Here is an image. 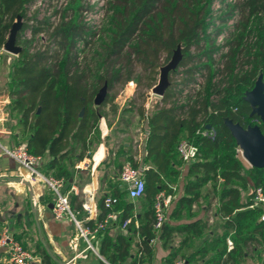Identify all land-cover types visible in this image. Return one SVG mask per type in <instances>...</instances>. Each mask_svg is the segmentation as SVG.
Instances as JSON below:
<instances>
[{"label":"trees","instance_id":"trees-1","mask_svg":"<svg viewBox=\"0 0 264 264\" xmlns=\"http://www.w3.org/2000/svg\"><path fill=\"white\" fill-rule=\"evenodd\" d=\"M213 1L108 0L103 7L106 28L93 55L95 62L88 63L78 52V44L92 47L97 33L83 21L85 0H68L64 8L54 11V22L40 20L36 14L28 16L33 0H0V59L12 25L18 18L22 22L16 39L21 51L9 72L11 132L25 136L27 152L42 158L45 176L64 182L73 179L78 163L91 158L99 142L101 111L111 106L117 113L115 95L94 104L99 90L132 82L151 90L160 68L180 50L181 59L169 74V86L160 101L147 117L144 106L137 112L149 129L142 161L150 167L142 173L144 206L135 215L136 200L128 198L124 186L114 184L110 197L118 203L113 208L115 219L107 220V226L116 223L121 231L114 240L107 230L97 236L101 239L98 253L109 264H153L151 241L169 250L162 264H174L177 259L186 264H238L248 248L264 246V222L260 221L264 206L249 208L251 191L259 188L264 195V168L243 166L236 141L224 124L230 120L244 129L258 126L264 134L259 116L252 114L244 99L259 76L264 85V0H241L228 6L217 25L212 21ZM236 10L239 18L234 33L220 46L217 41L224 37ZM253 27L257 37L248 44ZM27 31L30 39L24 38ZM198 81L199 90L190 88ZM207 125L215 132L213 141L199 133ZM181 140L197 149V159L191 164L177 154ZM127 161L140 166L131 157ZM123 164L116 163L119 172ZM161 192L175 201L165 212V220L171 222H164L155 233L153 204ZM243 192L249 193L246 200ZM103 200L96 221L85 227L93 228L106 219L109 211ZM213 200L222 221L221 233L204 241L207 220L198 218L193 207L204 202L208 210ZM182 221L186 222L179 224ZM180 235L178 245L173 246ZM227 239L232 242L230 251ZM198 240L201 245L193 251ZM45 255L43 264H50Z\"/></svg>","mask_w":264,"mask_h":264},{"label":"crops","instance_id":"crops-1","mask_svg":"<svg viewBox=\"0 0 264 264\" xmlns=\"http://www.w3.org/2000/svg\"><path fill=\"white\" fill-rule=\"evenodd\" d=\"M3 51H1L0 59V230L7 227L13 237L15 239L18 238L17 240L35 257L32 264H43V254H46L45 256H47L50 264H109L98 253L100 237L90 238L93 249L87 247L83 238L76 239V229L72 222L53 219L50 208V205L53 204L51 192L42 184L29 182L28 171L2 152V148H12L19 142L25 141V136H21L17 132L12 134L11 132L14 121L10 119L8 114L9 72L11 70V62L16 56H11V54H6L7 52ZM129 85L126 88L132 87V84ZM148 111L145 112L147 116L150 113ZM124 129L123 126L118 128V131L121 132L118 134L119 137L126 135L127 132ZM145 130L142 154L139 151L137 157L132 156V153H129L131 151L130 147L126 143L123 144L124 146L120 151V155L126 160L131 157L135 163L139 164L138 168L142 171L150 168L148 164L142 162L146 157V141L149 134L146 121ZM99 131V142L95 145L91 158L78 163L73 179L69 182H64L63 186V192L69 196L72 210L78 212L77 218L83 222L84 226L90 221H96L99 215V201L112 194L114 184L119 183V186L123 187L119 181V169L115 164L116 160L114 157L110 159L112 155L115 156L108 141L113 131V126L107 125L106 120L102 118L99 122ZM40 170H42V166ZM85 171L87 172V177L84 180L80 179V174ZM86 192H89V200L92 204L91 213L82 208ZM180 193L181 185L175 196L178 197ZM174 201L175 198L172 197L171 202L173 204ZM136 204L138 206L135 208V215L142 212V207L144 206L143 197L136 200ZM172 205L169 206L170 209H172ZM193 208L196 211V208ZM216 209L217 203L213 200L208 210L205 207L202 208L203 216H198V218L207 220V228L216 218L219 219L220 224L222 222L217 215ZM185 222L182 221L179 224ZM106 230V234L112 240L121 231L116 223L113 224V227L107 226L104 232ZM216 231L217 234H220L221 227ZM214 233L209 231L208 237L216 235ZM208 237L206 236L204 241ZM74 239L76 241L73 242ZM151 242L155 245V261L153 264H162V260L168 255L169 250L163 249L159 241ZM178 243H173V246H177ZM196 249L194 248L193 251H196ZM0 264H9L6 254L2 250H0Z\"/></svg>","mask_w":264,"mask_h":264},{"label":"built area","instance_id":"built-area-1","mask_svg":"<svg viewBox=\"0 0 264 264\" xmlns=\"http://www.w3.org/2000/svg\"><path fill=\"white\" fill-rule=\"evenodd\" d=\"M94 1L95 0H85L87 5L90 3H95ZM107 1L108 0H105L104 2V0H101V4H103L100 7L102 8V12L104 4ZM67 2L68 0H33V3L28 7V16L31 17L32 15L36 14L37 18L40 20L46 18L51 22H54L55 20H57V16L54 15V11L64 8ZM215 5L216 2L214 0L211 5V11L215 7ZM91 15L92 12L88 10L83 13V21L89 27L91 24L89 16ZM99 15H101L100 17L103 18V15L101 13H99ZM32 22L33 21H30L29 25H32ZM95 29L96 26H94L93 30ZM26 33L30 34V31H27ZM39 37H41L40 39H44L42 35ZM199 84H201L200 81H198V84L193 85L190 88L199 90ZM183 95L185 96L186 92H184ZM145 117H147V114H145ZM199 133L202 137L209 141H213L215 138V132L211 128L209 130L204 129ZM2 152L4 155L15 161L20 167L28 171L29 182H37L39 184H42L47 190L52 193L53 204L51 212L53 219L57 221L68 220L72 222L74 228L76 229V239L83 238L87 244V247L89 249H93L90 243V238H96L98 234L105 231L107 227V220L112 221L115 219L113 208L117 205L118 199L110 196L105 197L103 200V205L104 208L109 211L106 219L93 228L85 227L83 225V222L77 218L78 212H74L71 209L69 196L67 195V193L63 192L64 180L56 179L51 176H45L41 172L40 168L43 164V160L41 157H35L29 154L24 142H19L12 148H2ZM177 154L185 164L193 163L198 156L197 149L186 140H181L179 142L177 146ZM142 173V170H140L139 168H135L129 161L123 164L119 172V181L124 186L128 194V198L132 201H135L144 195L145 182L143 180ZM250 195L251 205L249 206V208L264 206V195L262 194L261 189L258 188L251 191ZM89 198V192H86L83 199L82 208L88 213H91L92 204ZM171 200V195L165 194L164 192L159 193L154 200L153 210L155 214V222L153 224V229L155 233H158L164 225L165 212L168 210L171 204ZM260 221L264 222V213L261 215ZM128 223L129 220H127L123 224L122 228H125ZM76 239H74L73 242L76 241ZM231 249L232 242L230 240H227V250L230 251ZM0 250L4 251V253L6 254V258L9 264H32L35 260L33 254L25 249L23 245L13 237L7 227H4L0 230ZM174 264L186 263L183 259H177Z\"/></svg>","mask_w":264,"mask_h":264},{"label":"rangeland","instance_id":"rangeland-1","mask_svg":"<svg viewBox=\"0 0 264 264\" xmlns=\"http://www.w3.org/2000/svg\"><path fill=\"white\" fill-rule=\"evenodd\" d=\"M96 1L97 0H95L94 1L95 3L93 4H91L90 2H89L90 4L88 5L86 4L87 10L92 12V15L89 16V19L91 21L90 28L92 29L93 27L94 29V26H96L95 30L92 29L94 32L97 33L94 39V45L92 47L90 46L89 48H83L82 44H78V52H80V55L82 56V58H84V60L87 59L86 62L88 63L95 62L94 60H92L93 55L96 52L95 50H97L100 40L104 34L103 31L106 28V24H107V17L102 12V8H100L103 4H101V0H98L97 2ZM240 1L241 0H215L216 5L212 10V21L216 22L217 25L219 16H221L228 10V6ZM99 13L103 15V18L100 17L101 15H99ZM238 18H239V12L236 10L234 13V17L228 21L226 27L224 28V37H220L219 38L220 41L218 40L217 44L221 46L225 42V40L228 39L230 35L234 33V25L237 23ZM261 18L263 19L262 22H264V15H262ZM251 31L252 33L250 34V37L247 39L248 44H253L257 37L256 28L254 27L251 28ZM24 38L30 39L31 36L30 34L26 33ZM159 74L160 73H158V75L156 76L155 85H157L159 81ZM126 86L127 85H125L124 87L117 86L113 90L106 91V95L108 96L115 95L113 104L117 108V113L115 114L112 111L111 106H107L101 111L102 114L104 115V119L106 120V124L107 125L110 124V126H113V131L108 141H109V145H111L112 147L111 148L112 153L115 154V156L112 155L110 159L114 157L116 160L115 164L118 162L125 163L127 161L126 158L120 155V151L122 150V147L124 146L123 144L125 143L130 147L131 151H129V153L131 152L132 156L137 157L139 155V151L142 154L143 141L145 139L146 130H145V121L139 119L137 115L138 109L141 108V106H144L145 112H147L148 110H149L148 112H151L154 106L160 101V97L152 94L151 91L152 89L147 91L142 86L137 87L136 84L133 82L131 88H126ZM179 103H182V99L179 100ZM146 106H148L149 109H147L148 107ZM120 126H123L125 128L124 131L126 130L125 132H127L126 135H124L123 137H119L118 135L120 132L118 131V128H120ZM236 153H237V157L242 162L243 166L247 169L251 168V166L248 163H246L242 158L239 148L237 149ZM86 173L87 172L85 171L82 174H80V179L82 178L84 180V178L87 177ZM248 194H249L248 192H243L242 199L246 200L249 196ZM203 207H205L204 202H200V205L196 206V212L199 217L203 216L202 215ZM164 222H171V221H169L168 218L166 217V220ZM219 227H220L219 219L216 218L212 221V224L209 225V228H207V232L212 231L215 232L214 234H217L216 230H218ZM206 235L208 237V233H206ZM180 238L181 236L175 237L174 243L177 244ZM200 242H201L200 240L196 241L194 245L195 249L200 246L201 244ZM245 252L246 253L244 258L241 259L238 264H264V246L258 247L257 250H252L251 248H248Z\"/></svg>","mask_w":264,"mask_h":264},{"label":"water","instance_id":"water-1","mask_svg":"<svg viewBox=\"0 0 264 264\" xmlns=\"http://www.w3.org/2000/svg\"><path fill=\"white\" fill-rule=\"evenodd\" d=\"M22 27L21 19L18 18L12 25L7 41L3 50L11 55L18 56L21 49L16 45L17 34ZM181 54L179 48L174 51L170 61L160 68L159 81L152 88V94L162 97L169 86V74L176 70ZM106 86H103L95 97L94 104L100 105L106 95ZM252 108V114L259 116L262 125L264 126V85L259 76L255 82L254 88L245 93L244 98ZM82 115V113H80ZM225 126L230 131V134L236 141V145L243 151V156L251 166V168H264V134L258 126L247 127L244 129L239 124H235L230 120L224 121ZM206 130L210 126L205 127ZM52 209V205H50Z\"/></svg>","mask_w":264,"mask_h":264},{"label":"bare ground","instance_id":"bare-ground-1","mask_svg":"<svg viewBox=\"0 0 264 264\" xmlns=\"http://www.w3.org/2000/svg\"><path fill=\"white\" fill-rule=\"evenodd\" d=\"M239 151L241 152V155H242V158L244 159V161L246 162V163H248L247 162V160L244 158V156H243V151L239 148ZM249 164V163H248Z\"/></svg>","mask_w":264,"mask_h":264}]
</instances>
